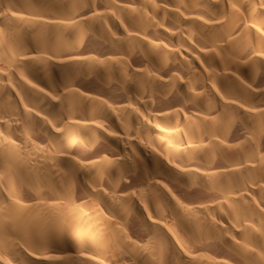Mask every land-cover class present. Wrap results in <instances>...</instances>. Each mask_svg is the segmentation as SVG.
Masks as SVG:
<instances>
[{
  "label": "bare ground",
  "instance_id": "6f19581e",
  "mask_svg": "<svg viewBox=\"0 0 264 264\" xmlns=\"http://www.w3.org/2000/svg\"><path fill=\"white\" fill-rule=\"evenodd\" d=\"M0 264H264V0H0Z\"/></svg>",
  "mask_w": 264,
  "mask_h": 264
}]
</instances>
